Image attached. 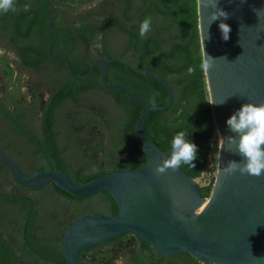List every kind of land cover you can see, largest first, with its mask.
<instances>
[{
    "label": "trees",
    "instance_id": "1",
    "mask_svg": "<svg viewBox=\"0 0 264 264\" xmlns=\"http://www.w3.org/2000/svg\"><path fill=\"white\" fill-rule=\"evenodd\" d=\"M30 2L34 5V0ZM30 5L26 0H14L16 10L0 12V43L15 53L21 66L40 71L43 81L39 87H50L51 91L42 101L36 128L29 122L37 108L35 99L11 109L0 97V148L10 153L25 173L52 167L65 171L73 182L87 181L113 169L142 166L145 157L133 133L140 103L129 98L118 86L103 87L99 65L93 67L86 79L72 78L65 70L62 57H50L45 50L52 35L46 25L51 14L48 5L45 0H37L34 8ZM54 6L59 13L51 21L56 30L51 52L62 49L73 72L82 75L94 58L89 54V46L96 41L100 55L108 63L107 82L121 81L131 92L142 96L147 105H160L167 100L165 87L157 80L144 77L142 70L134 62L124 59L120 51L112 53L106 48V36L116 29L130 35L128 47L131 45L133 35L126 23L138 12L143 20L151 18V30L146 37L139 38L135 47L145 49L141 64H149L148 74L168 82L173 98L167 109L147 111L145 136L170 155L172 138L184 131L186 138L197 146V158L194 168L182 164L180 169L192 177L198 176L210 149H217L218 142L201 67L196 0H99L96 8L87 9L76 25L67 23V18L62 16L65 10ZM100 29L102 35L98 37ZM137 30L139 32V28ZM76 44L82 51L79 54L74 50ZM189 68L194 71L189 73ZM93 127L105 129L102 131V134L106 133L104 142L94 141L96 135H91L87 141L82 139ZM16 150L22 155L21 159L17 158ZM212 179L199 185L203 195H207ZM11 183L31 191L49 186L55 194V201L62 198L82 201V205L66 207L67 214L62 215L59 226L47 233L45 224L34 222L30 198L35 194L5 188ZM49 184L35 189L20 186L0 164V264L15 261L18 245L23 241L22 234L46 259L63 260L58 243L69 221L86 211L116 212L114 200L104 190L77 196ZM22 222H25L24 226ZM35 229L41 240L39 243L34 241ZM146 248H150L149 243L140 239L137 256L141 264L149 263L142 254ZM24 251L29 254L26 248ZM160 256L168 259L167 264H198L185 251H181L180 258L176 259ZM154 263L162 264L159 261ZM79 264L91 263L80 258Z\"/></svg>",
    "mask_w": 264,
    "mask_h": 264
},
{
    "label": "water",
    "instance_id": "2",
    "mask_svg": "<svg viewBox=\"0 0 264 264\" xmlns=\"http://www.w3.org/2000/svg\"><path fill=\"white\" fill-rule=\"evenodd\" d=\"M30 5V0H26ZM37 0H34V8ZM51 12L46 19L52 31L46 45L49 56L60 54L67 73L76 80L89 77L95 65L100 66V82L105 88L120 87L131 99L140 103L134 122V138L145 162L138 168L113 169L87 181L73 182L65 171L52 167L25 173L14 157L0 148V164L15 183L35 189L52 183L77 196L106 191L116 204V212L86 211L65 226L59 246L63 261L57 264H79L81 250L124 232H131L149 243L157 252L172 256L181 251L197 260L214 264H264V175L260 177L226 175L224 165L240 156L228 151L226 137L234 135L226 119L242 104L264 103V12L257 17L253 9L264 8V0H196L197 27L207 98L218 138L213 179L207 195H203L192 176L180 168L156 174V163L169 156L151 139L146 138L144 119L147 111L165 110L173 98L168 82L148 74L151 66L137 67L144 77L159 81L167 91L160 105H147L144 98L131 92L121 81L107 82L108 63L103 57L92 59L84 74L76 75L63 50L51 52L56 30L51 21L56 8L45 0ZM220 8L229 15L218 17L209 25L210 15ZM230 26L229 39L221 38L219 23ZM213 59H211V58ZM224 139V146L222 145ZM207 201L201 207L204 198ZM23 231V227H22ZM24 238V234H22Z\"/></svg>",
    "mask_w": 264,
    "mask_h": 264
},
{
    "label": "rangeland",
    "instance_id": "3",
    "mask_svg": "<svg viewBox=\"0 0 264 264\" xmlns=\"http://www.w3.org/2000/svg\"><path fill=\"white\" fill-rule=\"evenodd\" d=\"M98 1L99 0H53V4L61 9H64L65 12L68 13L71 24L76 25L79 20L82 19V14H84L87 9H94ZM113 39L116 40L117 37L114 36ZM89 54L92 56H96L99 54V44L96 41L90 44ZM42 81L43 75L40 71L35 70L31 67L21 66L18 63V58L15 53L12 50L6 48L3 43H0V97L4 102H8V107L11 109L20 108L22 107L23 102L25 103L24 105H27L32 101V99H35V101L37 102V108L33 113L32 119L29 120L30 125L35 128L37 127L42 101L51 91L50 87H39ZM9 99L12 102H9ZM100 129L98 127H93L88 131L87 134H85V136H82V139L87 141V139H90L92 137L91 135H96V137L93 138L94 141L101 140L104 142L106 140V133L104 132V134H102V131H105V129ZM215 137L217 139L216 130ZM217 150L218 147L217 149H215L214 147L210 149L208 157L204 165L202 166L199 175L193 177L198 185L207 184L211 177H213L217 160ZM15 154L17 155V158L21 159L22 155L18 150L15 151ZM5 188L27 194L46 195L47 197H50V199L52 198L55 200V194L52 193L49 186L31 191L26 190L22 187L14 186L13 183H11L5 185ZM65 202L69 206L82 205V201L78 202L66 200ZM111 244H114V241L103 247V249H107V251H110L111 249L109 248H111ZM116 250L117 249H115L114 253L105 255V257H99L98 262L95 261L93 264L101 263V259L106 260L107 262H111V264H117L119 262L124 263V260L126 261L129 254L132 253L131 251H127L124 255L123 253ZM118 254H120L121 257H119ZM16 257L17 259L12 264H48L39 260L33 262L24 261L20 257L18 252L16 254ZM172 257L174 259L179 258L180 253L172 255ZM196 261L198 264H214L212 262L204 260L196 259Z\"/></svg>",
    "mask_w": 264,
    "mask_h": 264
},
{
    "label": "clouds",
    "instance_id": "4",
    "mask_svg": "<svg viewBox=\"0 0 264 264\" xmlns=\"http://www.w3.org/2000/svg\"><path fill=\"white\" fill-rule=\"evenodd\" d=\"M216 4V0H214L213 6L215 7ZM9 10H16L14 0H0V12L6 13ZM25 10H27V6H25ZM253 11L260 18L264 8L253 9ZM228 15L226 11L218 8L216 12L210 15L209 25L218 17L227 19ZM219 29L221 38L227 41L231 31L230 26L220 22ZM150 30L151 18L149 17L140 23L139 36L146 37ZM201 67L208 69L211 67V63L206 60ZM193 71L194 69L192 68L188 69L189 73ZM152 103L155 104V100ZM226 125L230 132L234 134L226 137L227 143L230 145L228 151L240 156L241 159L239 161H228L223 167L224 174L232 175L238 172L241 175L255 177L264 175V103L249 102L242 104L239 109L226 119ZM186 136L187 134L184 131L174 135L171 140L170 155L155 164L154 173L164 174L168 170H177L182 164L189 165L191 168L195 167L194 161L197 158V146L188 140ZM224 139H221L223 142L221 147L224 146Z\"/></svg>",
    "mask_w": 264,
    "mask_h": 264
},
{
    "label": "flooded vegetation",
    "instance_id": "5",
    "mask_svg": "<svg viewBox=\"0 0 264 264\" xmlns=\"http://www.w3.org/2000/svg\"><path fill=\"white\" fill-rule=\"evenodd\" d=\"M96 6H97V3L95 5V8H96ZM58 13H59V10L56 8V16L55 17L58 16ZM139 13L140 12H138L135 15V18L133 20H130L126 23V26L128 28H130V32L133 35V42L131 43V45L129 47H128V43H129L128 41L130 40V35L127 34L123 30L116 29L113 32L108 33V35L106 36L107 37L106 38V48L112 53H114V52L117 53L118 51H120L121 55L124 59L131 61V62H134L136 66H137V59L139 58L140 63H141V56H143L145 54V49L143 47H135V44L138 42V40L140 38L137 28H139L140 23L143 21V19ZM62 16L65 19L67 18V23H71V21L69 20L68 13L64 12L62 14ZM101 35H102V30L100 29L97 36L100 37ZM114 36L117 37L116 40L113 39ZM56 50H62V49H55V51ZM74 50H75V53H77V54L82 52L80 47L78 46V44L75 45ZM55 51H53V52H55ZM56 56H61V55L57 54L55 56H50V57H56ZM96 57H102L100 55V46H99V54L94 56V58H96ZM107 69H108V66L106 68V71H107ZM47 185H50V184H47ZM44 186H46V185H44ZM65 201L66 200L61 198L57 202L52 198L50 199V197H47L46 195H34V196H32V198H30V202H32L30 209L31 208L34 209V212H33V215L35 217L34 222L36 224H45V226H46L45 231L47 233L52 232L54 229L57 228V226H59L62 215L67 214V208L66 207H68L69 205H67V203ZM24 224H25V222H22V226H24ZM35 232H36V234H35L34 241L36 243H39V242H41V240L38 239L37 229H35ZM118 235L119 236H117L114 239H111V240L108 239V240H105L103 242L94 244V246L93 245L89 246V248L86 247L87 249L84 248L86 250H84V249L81 250L80 255H79V259L81 258L84 262L93 264L95 261L98 262L99 257H105V255H107V254L114 253L115 249H117L119 252L123 253L124 255H125V252H127V251L132 252L127 257L128 259L126 261L124 260V263L119 262L117 264H141L142 261L139 258V256H137V253H138L139 247H140V239L135 234H133L131 232H124V233H121ZM22 240H23L22 243L20 241V244L18 245V249H19L18 253L24 261L33 262V261L39 260V261L46 262L48 264H57V261H63V260H56V259L53 261H50V260L46 259L42 253H39L34 248H32L33 246L30 245L25 240V238L22 237ZM59 241H60V239H59ZM113 241H114V244L110 245L111 246V248H109V249H111L110 251H107V249H105V250L103 249V247L112 243ZM49 247H55V246L50 245ZM58 247L60 248L59 243H58ZM24 248H26L29 251L28 252L29 254H26V252L24 251ZM142 254L144 255V258L149 260L148 264H155L154 263L155 261L156 262L157 261L162 262V264L168 263V259L166 257L160 256L161 253L154 250L151 246H150V248L143 249ZM118 256L121 257L120 254H118ZM16 259H17V257H15V260ZM98 264H111V262H107L106 260L101 259V263H98Z\"/></svg>",
    "mask_w": 264,
    "mask_h": 264
},
{
    "label": "bare ground",
    "instance_id": "6",
    "mask_svg": "<svg viewBox=\"0 0 264 264\" xmlns=\"http://www.w3.org/2000/svg\"><path fill=\"white\" fill-rule=\"evenodd\" d=\"M217 139H218V138H217ZM218 142H219V141H218ZM206 201H207V198L205 197V198L203 199V201H202L201 207H203V206L205 205Z\"/></svg>",
    "mask_w": 264,
    "mask_h": 264
}]
</instances>
